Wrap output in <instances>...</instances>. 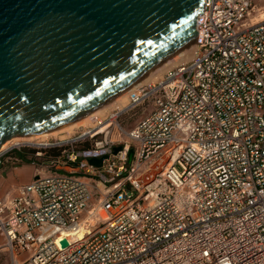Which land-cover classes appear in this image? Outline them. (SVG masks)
<instances>
[{
	"label": "built area",
	"instance_id": "2783aa9c",
	"mask_svg": "<svg viewBox=\"0 0 264 264\" xmlns=\"http://www.w3.org/2000/svg\"><path fill=\"white\" fill-rule=\"evenodd\" d=\"M201 5L192 58L94 126L38 143L63 172L0 197L13 264H264V5Z\"/></svg>",
	"mask_w": 264,
	"mask_h": 264
},
{
	"label": "water",
	"instance_id": "95a60500",
	"mask_svg": "<svg viewBox=\"0 0 264 264\" xmlns=\"http://www.w3.org/2000/svg\"><path fill=\"white\" fill-rule=\"evenodd\" d=\"M201 6V0H0V142L92 111L194 44ZM132 155L130 149L129 162Z\"/></svg>",
	"mask_w": 264,
	"mask_h": 264
},
{
	"label": "rangeland",
	"instance_id": "374dc122",
	"mask_svg": "<svg viewBox=\"0 0 264 264\" xmlns=\"http://www.w3.org/2000/svg\"><path fill=\"white\" fill-rule=\"evenodd\" d=\"M253 2L257 6H263L264 5V0H253ZM180 51H181L180 53L178 52L179 55H177L173 59H170L173 57V55L168 58L166 66L163 68L164 70H165V68L169 69L170 67H173V66H175L181 62L187 61L190 58H192L194 55V52H195V47L194 46L192 47V45L189 44V45L182 47L180 49ZM163 69H161V70L164 71ZM161 70H159L157 72V75H155V77H153L151 80L157 79V77H159L161 75L160 73H162ZM158 74H160V75H158ZM124 102L122 103L118 99V101L116 100L110 106L108 105L107 108H105L103 110V112L101 111V114L96 117L95 122L100 121L109 111L122 108L126 104L127 101H124ZM142 108L143 107L137 108V109L133 110L132 112H130L126 115V117H130V119L128 120L127 126H125L126 128L132 127L134 125V123L138 120V118L145 112V109H142ZM81 129H83V126H80L76 129H74L73 132H71V135L69 133V136H67V137L69 138L70 136H72L74 133H76L77 131H79ZM15 135L16 134H11V135L7 136L5 139H3L0 142L1 146L3 143H5L6 141H9L11 138H13ZM66 138H64V139H66ZM54 139L58 140L59 137L51 138V139H48L47 141L54 140ZM44 142H46V141H44ZM38 143H43V142L41 140H35V141L22 143V144H20L21 146H19L18 148L17 147L13 148L11 151H9L3 157L1 164H0V170L4 165H7V169L3 171L4 175H2V177H3L2 181L3 182H5L7 184L9 182H13L14 184L15 183L16 184H18V183L24 184V183L30 181L31 178L37 173H40L41 175H47V174H50L53 172H63V170L58 171V170H54V169H50V168L45 167L46 164H48L49 152L44 154V155H41V156H36L35 153L32 154L33 149H35V151L41 150V149H37ZM15 151H20V152L21 151L22 152L27 151L28 152L27 159L29 160V163H27L24 160H21L19 158L18 159L8 158V157H12L13 152H15ZM56 151H57L56 153H53V151H51V154L52 153L53 154L60 153L59 150H56ZM13 167H16V168H13ZM8 168H10V169H8ZM1 186H2V189H0V190L3 191V194L9 190V188L7 186L5 187V185L2 183H1ZM3 194L0 195V197L3 196ZM95 202H96V197H94L93 200L90 202L89 207H91ZM3 244H4V238L2 236H0V264H13V260H12V257L10 255V252L3 246Z\"/></svg>",
	"mask_w": 264,
	"mask_h": 264
},
{
	"label": "bare ground",
	"instance_id": "6f19581e",
	"mask_svg": "<svg viewBox=\"0 0 264 264\" xmlns=\"http://www.w3.org/2000/svg\"><path fill=\"white\" fill-rule=\"evenodd\" d=\"M191 45H192V47L193 46L195 47V43L191 44ZM178 52L180 53L181 51L178 50L177 52L172 54L173 57L170 58V59H173L174 57L179 55ZM167 60H168V58L166 60H163V61L159 62L153 69H151L147 73L141 75L137 80L133 81L130 85H128V87H126V89H124L123 91L119 92L114 97H112L109 101L99 105L97 108L93 109L92 111H90V112H88V113H86V114H84V115H82V116H80L78 118H75V119H73L70 122H67L65 124L59 125L57 127H54L52 129H49V130H46V131H41V132L33 133V134H17L13 138H11L9 141H6L5 143H3L2 146L0 144V146H1L0 150L7 149L9 146L11 147V146H14V145H20L22 143L35 141V140H41L43 143H45L44 141H47L48 139L55 138V137H59V139H64L67 136H69V133L71 135V132H73L74 129H76V128L80 127V126H83V128L94 126L97 123V122H95L96 121V117L101 114V111L103 112V110L105 108H107L108 105L110 106L116 100L118 101V99L122 103L124 101H128V96H129L130 92L134 91L135 89H137L144 82L150 81L153 77H155V75H157V72L159 70L163 69L166 66ZM165 70H167V69L165 68ZM164 71H162V73ZM160 74H158V75H160ZM81 234L82 233L79 232L78 236L80 237Z\"/></svg>",
	"mask_w": 264,
	"mask_h": 264
},
{
	"label": "crops",
	"instance_id": "0c3cea01",
	"mask_svg": "<svg viewBox=\"0 0 264 264\" xmlns=\"http://www.w3.org/2000/svg\"><path fill=\"white\" fill-rule=\"evenodd\" d=\"M8 158H11V159H18L15 155L13 156L12 155V157H8ZM13 168H16V167H13ZM12 168V169H13ZM7 169V165H4L2 168H1V172H0V189H2V186H1V183L2 184H4L5 185V187L7 186L8 188H9V190L6 192V193H11L12 191H14L15 189H16V187L17 186H19V185H22L23 183H18V184H14L13 182H9L8 184L7 183H5V182H3L2 181V175H4V173H3V171L4 170H6ZM8 169H10V168H8ZM27 183V182H26ZM2 190H0V195H2L3 194V191L1 192ZM5 194V193H4ZM3 194V195H4ZM4 245V244H3ZM21 256H22V254H21Z\"/></svg>",
	"mask_w": 264,
	"mask_h": 264
},
{
	"label": "trees",
	"instance_id": "16d2710c",
	"mask_svg": "<svg viewBox=\"0 0 264 264\" xmlns=\"http://www.w3.org/2000/svg\"><path fill=\"white\" fill-rule=\"evenodd\" d=\"M37 151V150H36ZM35 149L32 150V154L36 152ZM57 151H53V153H56ZM16 156L17 158L21 159V160H24L25 162L29 163V160L27 159V155H28V152L27 151H24V152H20V151H15L13 152V156Z\"/></svg>",
	"mask_w": 264,
	"mask_h": 264
}]
</instances>
